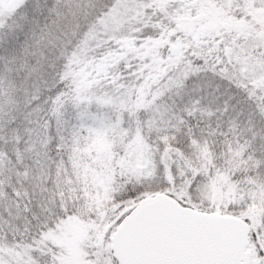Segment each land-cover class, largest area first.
<instances>
[{
	"label": "snow or ice",
	"instance_id": "6c2138e0",
	"mask_svg": "<svg viewBox=\"0 0 264 264\" xmlns=\"http://www.w3.org/2000/svg\"><path fill=\"white\" fill-rule=\"evenodd\" d=\"M0 264H264V0H0Z\"/></svg>",
	"mask_w": 264,
	"mask_h": 264
}]
</instances>
